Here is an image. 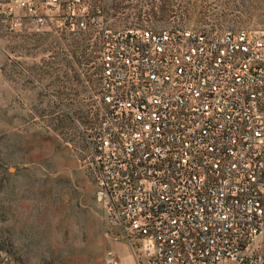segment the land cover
I'll return each mask as SVG.
<instances>
[{
	"label": "built area",
	"instance_id": "obj_1",
	"mask_svg": "<svg viewBox=\"0 0 264 264\" xmlns=\"http://www.w3.org/2000/svg\"><path fill=\"white\" fill-rule=\"evenodd\" d=\"M98 0H0V25L99 27ZM84 129L106 221L136 264H264V37L258 30L105 28Z\"/></svg>",
	"mask_w": 264,
	"mask_h": 264
},
{
	"label": "rangeland",
	"instance_id": "obj_2",
	"mask_svg": "<svg viewBox=\"0 0 264 264\" xmlns=\"http://www.w3.org/2000/svg\"><path fill=\"white\" fill-rule=\"evenodd\" d=\"M99 27L78 33L0 25V264H136L106 221L86 165L99 122L105 28L258 30L264 0H98ZM257 246L264 254V230Z\"/></svg>",
	"mask_w": 264,
	"mask_h": 264
}]
</instances>
